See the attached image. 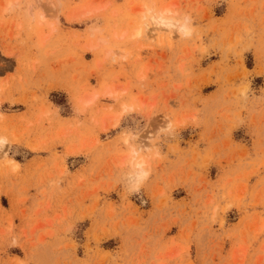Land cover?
<instances>
[{"label": "rangeland", "instance_id": "374dc122", "mask_svg": "<svg viewBox=\"0 0 264 264\" xmlns=\"http://www.w3.org/2000/svg\"><path fill=\"white\" fill-rule=\"evenodd\" d=\"M13 2L0 264H264V0Z\"/></svg>", "mask_w": 264, "mask_h": 264}, {"label": "clouds", "instance_id": "9594fccd", "mask_svg": "<svg viewBox=\"0 0 264 264\" xmlns=\"http://www.w3.org/2000/svg\"><path fill=\"white\" fill-rule=\"evenodd\" d=\"M5 7L12 11L17 8H19V5L14 3L13 0H5ZM249 94V89L244 88L241 90V95L247 96ZM168 128L172 132V125L169 123ZM0 139H3V137H0ZM130 139H133V137L127 136L125 139V143L127 144ZM149 152H151V156L148 158H145L144 156H141L139 153L135 151H131L130 155L133 158L134 165L136 169L138 170V175L136 176L135 182L132 185V187L128 188L127 191H129L131 194H136L139 192L141 185L147 181L149 176L151 175V167L149 160L154 158H159L160 151L159 148L156 149H149Z\"/></svg>", "mask_w": 264, "mask_h": 264}, {"label": "bare ground", "instance_id": "6f19581e", "mask_svg": "<svg viewBox=\"0 0 264 264\" xmlns=\"http://www.w3.org/2000/svg\"><path fill=\"white\" fill-rule=\"evenodd\" d=\"M84 10V9H83ZM89 12V11H88ZM154 22H156V24H163V26H168V27H174V26H176V23L175 22H173L172 21V19H168V18H166V17H163V16H160V17H154ZM183 27L184 26H182V28H180V29H182V31H183ZM184 28H186V27H184ZM6 143V140L3 138V139H1L0 140V148L2 149L3 148V146H4V144ZM0 149V150H1ZM2 152V151H1ZM136 172V171H135ZM137 176V175H136Z\"/></svg>", "mask_w": 264, "mask_h": 264}]
</instances>
